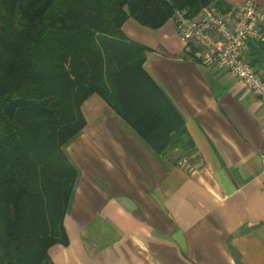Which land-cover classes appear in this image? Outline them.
Listing matches in <instances>:
<instances>
[{"label": "crops", "instance_id": "crops-1", "mask_svg": "<svg viewBox=\"0 0 264 264\" xmlns=\"http://www.w3.org/2000/svg\"><path fill=\"white\" fill-rule=\"evenodd\" d=\"M222 1L228 14L245 2ZM149 31L139 43L145 67L181 115L190 153L156 154L103 99H88L86 125L65 147L78 172L68 245L53 246L50 259L264 264V106L228 73L186 58L172 22ZM246 60L264 76V46L251 43Z\"/></svg>", "mask_w": 264, "mask_h": 264}, {"label": "trees", "instance_id": "trees-1", "mask_svg": "<svg viewBox=\"0 0 264 264\" xmlns=\"http://www.w3.org/2000/svg\"><path fill=\"white\" fill-rule=\"evenodd\" d=\"M222 0H0V264H53L78 172L65 147L99 96L158 155L190 140L145 67L149 49L123 31H157ZM188 55V54H187ZM187 57H190L189 55Z\"/></svg>", "mask_w": 264, "mask_h": 264}, {"label": "built area", "instance_id": "built-area-1", "mask_svg": "<svg viewBox=\"0 0 264 264\" xmlns=\"http://www.w3.org/2000/svg\"><path fill=\"white\" fill-rule=\"evenodd\" d=\"M173 22L191 59L236 78L264 106V76L246 60L251 43L264 46V10L254 0H245L231 14L214 5L204 7L193 19L177 13Z\"/></svg>", "mask_w": 264, "mask_h": 264}, {"label": "rangeland", "instance_id": "rangeland-1", "mask_svg": "<svg viewBox=\"0 0 264 264\" xmlns=\"http://www.w3.org/2000/svg\"><path fill=\"white\" fill-rule=\"evenodd\" d=\"M125 34L127 35V38L135 43H140V37L145 34V32H151L149 30H146L142 28L140 25L136 23L134 20H129L127 23V26L124 30Z\"/></svg>", "mask_w": 264, "mask_h": 264}]
</instances>
